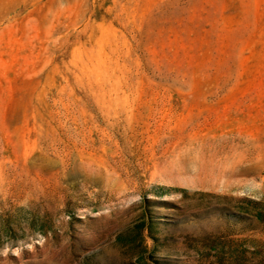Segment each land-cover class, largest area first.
Segmentation results:
<instances>
[{"label": "rangeland", "instance_id": "rangeland-1", "mask_svg": "<svg viewBox=\"0 0 264 264\" xmlns=\"http://www.w3.org/2000/svg\"><path fill=\"white\" fill-rule=\"evenodd\" d=\"M0 264H264V0H0Z\"/></svg>", "mask_w": 264, "mask_h": 264}, {"label": "trees", "instance_id": "trees-1", "mask_svg": "<svg viewBox=\"0 0 264 264\" xmlns=\"http://www.w3.org/2000/svg\"><path fill=\"white\" fill-rule=\"evenodd\" d=\"M261 217V216H260Z\"/></svg>", "mask_w": 264, "mask_h": 264}]
</instances>
